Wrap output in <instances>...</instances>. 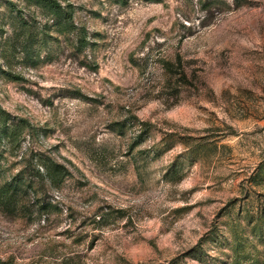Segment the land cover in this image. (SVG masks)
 Returning <instances> with one entry per match:
<instances>
[{
  "label": "rangeland",
  "instance_id": "rangeland-1",
  "mask_svg": "<svg viewBox=\"0 0 264 264\" xmlns=\"http://www.w3.org/2000/svg\"><path fill=\"white\" fill-rule=\"evenodd\" d=\"M59 1L71 32L0 0V110L35 129L7 176L72 172L0 207V264H264V0Z\"/></svg>",
  "mask_w": 264,
  "mask_h": 264
},
{
  "label": "trees",
  "instance_id": "trees-1",
  "mask_svg": "<svg viewBox=\"0 0 264 264\" xmlns=\"http://www.w3.org/2000/svg\"><path fill=\"white\" fill-rule=\"evenodd\" d=\"M37 6L43 8L52 16V25L58 26L63 32L75 30V24L72 20V13L64 8L59 0H29ZM125 3V0H120ZM159 2L161 0H147ZM192 7L197 4L203 9L211 11L220 6L230 8L227 2L219 0H184ZM242 0H235L239 5ZM221 7V11L225 10ZM187 20L189 17H186ZM85 37L81 45L86 44ZM83 47V46H82ZM146 129H143L138 135L142 140ZM35 134V129L26 118H15L6 111L0 110V207L7 213L19 216H29V202L34 200L38 202V214L51 212L55 205L47 202L45 198L51 190H60L67 179L72 175L70 168L54 158L32 150V153H22L18 163H23L22 169L14 174L7 176L6 163L8 157L14 154V151L23 147L28 137ZM140 141L136 142L139 143Z\"/></svg>",
  "mask_w": 264,
  "mask_h": 264
}]
</instances>
